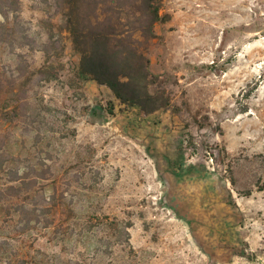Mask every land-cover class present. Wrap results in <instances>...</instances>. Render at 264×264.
<instances>
[{
    "label": "rangeland",
    "instance_id": "374dc122",
    "mask_svg": "<svg viewBox=\"0 0 264 264\" xmlns=\"http://www.w3.org/2000/svg\"><path fill=\"white\" fill-rule=\"evenodd\" d=\"M20 7L50 56L0 44V264H264V0H162L174 107L145 116L79 78L53 0Z\"/></svg>",
    "mask_w": 264,
    "mask_h": 264
},
{
    "label": "trees",
    "instance_id": "16d2710c",
    "mask_svg": "<svg viewBox=\"0 0 264 264\" xmlns=\"http://www.w3.org/2000/svg\"><path fill=\"white\" fill-rule=\"evenodd\" d=\"M53 1L55 12L62 15L73 48L80 55L77 70L80 79L106 85L122 104L137 106L144 116L161 108L174 107L172 96L159 86L158 76L150 70L148 56L151 43L158 38L156 25L171 19L170 13L162 11V0ZM20 8V0H0L3 16L0 44L13 48V40L18 39L19 46L42 47L50 56V45H39L26 32ZM8 72V83L0 73V90L5 86L13 90V69ZM46 72L38 70V79L50 78ZM154 86L158 88L152 90ZM7 119L13 120V117ZM10 176L13 181L20 179L13 170ZM263 189L264 182L258 186V190ZM9 190L18 196L23 189L20 185H11Z\"/></svg>",
    "mask_w": 264,
    "mask_h": 264
}]
</instances>
